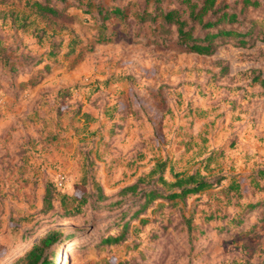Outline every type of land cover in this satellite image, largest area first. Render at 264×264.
<instances>
[{
  "label": "rangeland",
  "instance_id": "rangeland-1",
  "mask_svg": "<svg viewBox=\"0 0 264 264\" xmlns=\"http://www.w3.org/2000/svg\"><path fill=\"white\" fill-rule=\"evenodd\" d=\"M189 7L0 0V264L51 231L55 264H264V210L248 207L264 192H227L264 167V46L189 53L164 18ZM164 161L169 183L214 185L144 208L146 191H176L150 176Z\"/></svg>",
  "mask_w": 264,
  "mask_h": 264
},
{
  "label": "trees",
  "instance_id": "trees-1",
  "mask_svg": "<svg viewBox=\"0 0 264 264\" xmlns=\"http://www.w3.org/2000/svg\"><path fill=\"white\" fill-rule=\"evenodd\" d=\"M189 3L190 11L187 19L180 18L176 11H169L164 15L167 22H171L176 27L178 45L186 48L191 53L202 57L214 56L221 47H235L240 49H251L256 43L264 45V0H182ZM39 14H56V10L47 4L35 2L33 4ZM116 15H121V11H113ZM108 15L103 17L108 19ZM156 17V16H155ZM154 17V18H155ZM254 85L264 86V81L259 76L253 79ZM167 168L166 161L159 162L150 172L151 177H157L154 183H162L170 189H176L169 194H164L160 189L153 188L145 192L144 208L156 200L174 201L185 198L188 195H197L209 190L214 183L210 182L199 171L187 175L185 173H173L174 182L169 183L164 178ZM143 179L123 190V193L135 192L139 183ZM223 179H218L216 183ZM231 183L227 187V192H233L239 198L246 196L249 192L261 194L264 192V167L257 169L247 176L249 180L248 188L243 187V179L231 178ZM45 202L51 204V193L47 191ZM250 209L264 210V201H257L249 204ZM261 208V209H260ZM63 235L57 231L47 233L38 243L15 264H55L49 259V250L54 258L56 250ZM120 238L109 237L106 242L117 243Z\"/></svg>",
  "mask_w": 264,
  "mask_h": 264
},
{
  "label": "built area",
  "instance_id": "built-area-1",
  "mask_svg": "<svg viewBox=\"0 0 264 264\" xmlns=\"http://www.w3.org/2000/svg\"><path fill=\"white\" fill-rule=\"evenodd\" d=\"M58 186H59V187H62V186H63V179H61V180L59 181Z\"/></svg>",
  "mask_w": 264,
  "mask_h": 264
},
{
  "label": "crops",
  "instance_id": "crops-1",
  "mask_svg": "<svg viewBox=\"0 0 264 264\" xmlns=\"http://www.w3.org/2000/svg\"><path fill=\"white\" fill-rule=\"evenodd\" d=\"M262 44V43H261ZM263 45V44H262ZM264 46V45H263Z\"/></svg>",
  "mask_w": 264,
  "mask_h": 264
}]
</instances>
